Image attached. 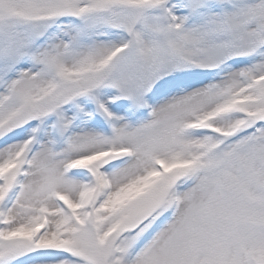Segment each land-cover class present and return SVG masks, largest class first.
<instances>
[{
	"label": "snow or ice",
	"instance_id": "obj_1",
	"mask_svg": "<svg viewBox=\"0 0 264 264\" xmlns=\"http://www.w3.org/2000/svg\"><path fill=\"white\" fill-rule=\"evenodd\" d=\"M0 264H264V0H0Z\"/></svg>",
	"mask_w": 264,
	"mask_h": 264
}]
</instances>
